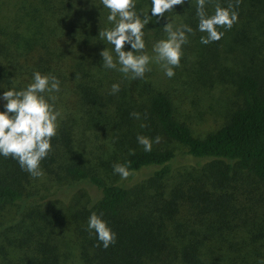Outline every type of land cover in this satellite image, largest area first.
<instances>
[{"label":"trees","instance_id":"obj_1","mask_svg":"<svg viewBox=\"0 0 264 264\" xmlns=\"http://www.w3.org/2000/svg\"><path fill=\"white\" fill-rule=\"evenodd\" d=\"M229 2L207 0L204 10L211 14L217 3L226 7ZM150 8L151 0H136L137 12L151 15ZM236 10L237 22L231 29L219 28L224 35L207 45L200 43L206 33L197 30L196 0L175 5L159 19L150 17L143 29L147 53L166 38V23L193 29L182 46L179 65L187 76L184 85L193 90L222 54L236 57L242 63L232 80L238 99L221 125L203 130L178 118L170 92L145 82L148 94L133 98L146 119L148 132L143 135L151 138L159 133L163 141L145 152L134 135L117 158L130 169V175L121 179L104 169L106 150L117 140L100 112L113 104L123 110L110 94L115 80L109 69L101 67V50L111 49L98 36L99 30L111 26L106 21L108 10L99 0H0V93L13 83L18 88L26 85L34 71L52 73L60 81L55 106L59 108L61 101L65 107L51 150L40 162L43 176L33 178L11 156H0V238L9 237L17 226L28 231L42 216L37 220L44 224L59 218L70 235L80 238V264H257L264 258V231L252 219L229 221L209 193L215 187L250 183L253 199L264 206V0H240ZM173 78L177 80V74ZM188 93L193 103V94ZM4 103L0 99V110ZM96 136L108 137L101 139L106 147L102 155L88 150ZM169 143L183 150L186 167L191 168L186 170L187 184L195 191L202 189L206 199L185 223L176 210L177 191L169 183L179 161ZM80 151L91 158L97 155V162L87 164L84 157L81 161ZM149 168L140 181L129 182ZM168 193L173 199L166 203ZM73 208L77 212L72 214ZM92 212L103 213L116 233L108 248L101 247L96 234L87 229ZM257 220L264 226V215ZM36 229L43 234L42 227ZM23 233L18 238H25ZM54 247L46 248L43 260L32 263L61 264Z\"/></svg>","mask_w":264,"mask_h":264},{"label":"clouds","instance_id":"obj_2","mask_svg":"<svg viewBox=\"0 0 264 264\" xmlns=\"http://www.w3.org/2000/svg\"><path fill=\"white\" fill-rule=\"evenodd\" d=\"M207 0H196V15L198 17L197 30L206 33L200 37V43L207 45L220 40L224 31L219 28L231 29L238 20L236 10L240 0L235 4L230 2L226 7L216 4L211 14L205 12ZM103 8L108 10L106 26L99 30L100 40L111 45V49L103 48L100 52L101 67L115 70L127 79L143 78L150 71V63H157L163 69L164 75L171 78L175 75L174 68L179 67L182 46L188 43V34L193 29L187 24L176 27L171 22L163 28L166 38L153 44V55L144 51V27L148 25L150 17L159 19L175 5H183L185 0H151L148 12H137L136 0H99ZM128 45V50H125ZM120 84L114 82L110 86V94L119 92ZM60 91V81L52 73L34 71L31 81L22 87L13 83L0 93V99L5 101L0 110V156L16 160L20 168L31 177L43 176L40 162L51 150V139L57 133L59 121L62 119L61 109L55 106V93ZM132 116L139 119L140 113L133 112ZM145 125L141 123L140 127ZM137 143L143 146L145 152L152 150L154 143H159L160 137L149 138L137 135ZM113 172L121 179L130 175L127 164L116 163ZM87 229L94 232L100 246L108 248L115 242L116 233L103 219V213L92 212L88 217ZM257 264H264V258Z\"/></svg>","mask_w":264,"mask_h":264},{"label":"rangeland","instance_id":"obj_3","mask_svg":"<svg viewBox=\"0 0 264 264\" xmlns=\"http://www.w3.org/2000/svg\"><path fill=\"white\" fill-rule=\"evenodd\" d=\"M148 54L153 55V52ZM241 64L236 57L225 52L215 62L211 72L207 73L206 77L202 76L200 81L195 84L194 90L184 85L187 76L181 66L175 73L177 74V80L165 76L163 69L159 64L154 62L150 63V71H147L143 78L127 79L123 74L115 70H109L111 79L113 78L115 82L120 84L119 92L115 93V100L119 99V102L116 101V105H120L123 110L118 109L113 104L111 105L112 108L104 109L100 113L104 114L103 120L107 121L111 126L112 135H114V140L117 141L106 150V147L101 146V139L108 141V137L96 136L93 142H90L89 152L102 155L104 150H106L105 160L107 163L104 164V169L110 173L113 171V165L117 163L119 153L129 145V142L133 139L132 137L138 134L143 135V131L148 132L147 126L144 124L146 121L144 113L138 110L140 108L139 104L133 100V98L137 100L141 98V95L146 96L148 94V91L143 89L145 82L152 89L157 88L170 92L172 97L175 98L177 116L180 120L191 121L197 128L203 130L217 128L225 120L226 114L232 107L233 102L238 99L232 80L233 73L240 70ZM107 70L105 69V72ZM171 81L173 83L170 86ZM188 92L193 94L195 102L193 101L192 103V99L188 98L190 96ZM122 94L125 95L123 99L121 98ZM115 100H113V103ZM58 106L63 114L65 111L64 103L61 104V101H59ZM133 112L140 113V118L137 119L132 116L131 113ZM141 123L145 126L140 127ZM95 134L98 135V133ZM155 134L151 138L159 135V133ZM159 137V142L163 141V137L161 135ZM169 144L175 149L179 159L177 162L178 168L174 177L169 179V183L177 191L176 210L180 221L185 223L184 221H187L188 217H195V212L205 206L206 203L204 201L206 199L202 189L195 191L196 187H190L187 184L188 180L185 177L188 176V173L186 170L191 168L186 167L188 166V162L183 157V150H181L178 144ZM82 145H84V139L82 140ZM97 155L91 158L80 151V160L81 157H84L86 160H83V162L87 164L96 163ZM150 170L151 168L145 169L142 171L143 173L134 175L129 182L134 184L140 181L142 177L151 172ZM236 185V183H232L225 189L224 187L223 189L215 187L213 191L209 192L212 195L211 198H215L220 202L219 208H223L226 211L229 221L236 223L245 219H252L264 231L263 224L257 220L263 217L264 206L258 205L256 200L253 199L252 185L250 183H243L240 188H236ZM172 197L171 193L166 194L164 196L165 202L169 203L173 199ZM76 207H80V205ZM171 208L174 209V206H171ZM73 210L77 212V209L73 208L71 213ZM236 212H240V216L237 218L235 216ZM40 217L42 216L36 218V224L33 227H29L28 231H26L24 226H17L14 230H9L11 234L9 237L0 238V264H33L32 261L34 259L40 258V260H43L47 251L46 248L51 251L53 246H55L54 249L58 254L61 264H80V238H74V236L70 235L67 231L68 228L65 225L63 226L62 221L58 220L59 218L52 219L44 224L43 221L37 220ZM37 227H42L43 234L36 229ZM23 232H26L25 238H18L24 234ZM28 233L31 235H28ZM33 234H36L35 237H33ZM42 235L48 237L38 238ZM39 241L47 245H39ZM36 264H39V262Z\"/></svg>","mask_w":264,"mask_h":264}]
</instances>
